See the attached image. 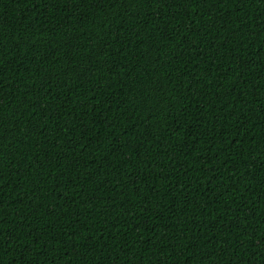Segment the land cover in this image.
Instances as JSON below:
<instances>
[{
    "label": "trees",
    "instance_id": "trees-1",
    "mask_svg": "<svg viewBox=\"0 0 264 264\" xmlns=\"http://www.w3.org/2000/svg\"><path fill=\"white\" fill-rule=\"evenodd\" d=\"M0 264H264V0H0Z\"/></svg>",
    "mask_w": 264,
    "mask_h": 264
}]
</instances>
